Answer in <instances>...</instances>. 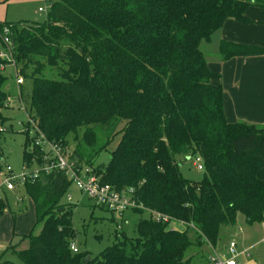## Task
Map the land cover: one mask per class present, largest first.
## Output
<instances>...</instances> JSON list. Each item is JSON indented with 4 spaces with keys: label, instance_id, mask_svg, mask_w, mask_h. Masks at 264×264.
Segmentation results:
<instances>
[{
    "label": "trees",
    "instance_id": "obj_1",
    "mask_svg": "<svg viewBox=\"0 0 264 264\" xmlns=\"http://www.w3.org/2000/svg\"><path fill=\"white\" fill-rule=\"evenodd\" d=\"M249 6L264 8V0H51L42 22H0V48L4 27L12 26L16 63L28 82L21 99L37 131L77 169L92 166L118 192L132 188L143 207L129 211L147 214L134 237L116 231L97 255L72 251V207L63 202L72 181L59 167L43 169L55 159H45L51 151L27 132L23 166L39 172L23 184L35 224L21 236L28 246L14 249L19 264H199L187 249L217 247L221 226L235 225L239 214L264 226V126L227 120L221 75L200 48L229 18L251 23ZM219 56H264V46L221 39ZM48 69L58 77L44 76ZM6 83L0 70V123ZM117 134L109 163L95 167ZM195 156L204 163L199 181L180 170ZM2 157L0 128V173ZM8 206L0 199V218ZM156 213L186 228L156 221Z\"/></svg>",
    "mask_w": 264,
    "mask_h": 264
},
{
    "label": "rangeland",
    "instance_id": "obj_2",
    "mask_svg": "<svg viewBox=\"0 0 264 264\" xmlns=\"http://www.w3.org/2000/svg\"><path fill=\"white\" fill-rule=\"evenodd\" d=\"M50 3L51 0H0V22H42L46 19ZM39 7H44L45 10L38 11ZM200 48L208 62L219 61V48L213 38L209 41L202 40ZM16 66L20 71L21 63H16ZM2 73L7 77L5 87L9 95L7 107L1 110L5 117V121L0 123L3 151L2 172L7 173V169L10 167L17 178L14 181V189L8 190L4 181L6 175L0 176V199H5L9 203L0 218V264H19L14 249L22 250L28 246V239L26 237L21 239V236L29 234L35 224L33 202L25 192L20 180L23 173H28L36 168L35 166H32L31 169L23 168L25 134L28 132L29 136H34L39 141L44 142L45 139L37 131L34 120L29 118L25 109L26 104L18 96L14 66L6 65ZM43 74L46 77H58L56 69L55 72L48 69ZM24 84L28 85V82L24 81ZM120 139L121 134H117L107 149L98 154L94 161L95 167L109 163L111 151L116 148ZM68 140L70 150L74 147L72 135L68 137ZM42 145L45 150H49L46 144ZM27 148L30 147L27 146ZM180 170L184 177L191 180L199 181L204 177V171L196 169L190 160L184 161ZM63 202L69 203L72 207V221L75 230L74 244L80 251L89 252L92 256L99 254L114 242L116 231H123L130 237L136 236V224L139 218L147 216V214L140 215L127 211L121 221L120 216L98 205L93 198L83 193L73 181L63 198ZM117 222L122 224L120 230H117ZM171 226L178 230L186 228V225L176 222H172ZM40 229L41 225L36 227L33 232L38 234ZM191 237H194V234H191ZM232 240L236 241L238 252L246 250L249 254L248 256L246 253L241 254L240 259L243 264H264V226L262 223L249 224L244 216L239 214L235 225L221 226L217 249L222 251L223 246ZM10 244L12 247L5 250ZM211 254L212 250L206 243L192 244L186 252L187 257H192L199 264H211L209 261Z\"/></svg>",
    "mask_w": 264,
    "mask_h": 264
},
{
    "label": "built area",
    "instance_id": "obj_3",
    "mask_svg": "<svg viewBox=\"0 0 264 264\" xmlns=\"http://www.w3.org/2000/svg\"><path fill=\"white\" fill-rule=\"evenodd\" d=\"M44 10V7L38 8V11ZM2 40L3 45L0 48V58L5 63L0 64V70L3 71L6 65L14 66L16 73V83L18 86V96L21 98L20 87L24 84L25 79L20 71H18V68L16 66L11 25H6L4 27ZM36 144H46L51 151V155L46 156L45 159H55L53 164L46 163L43 167L44 170L49 171L51 170V168H53V166L63 169L69 179L73 181L83 193L88 195L90 198H93L98 205L116 213L121 217V221L125 216L124 214L130 209L143 207L142 204L137 203V201L133 198L132 188L124 192H118L109 184L101 183L100 177L94 172L92 166L87 165L77 169L75 161H71L67 158V156H65L60 145L48 142L47 140H44V142L36 140ZM192 163L196 169L204 171V163L201 156H195L192 159ZM23 168L29 169L27 168V166H23ZM38 172L39 169L35 168L34 170H30L28 173H23L20 178L21 182L24 184L28 179L35 178ZM3 174L6 175L4 178L6 188L8 190L14 189V181L17 177L12 173V169L8 167L7 173L1 172L0 176L4 177ZM154 219L159 222L170 223L171 221V223L176 222L182 225H187V223L184 221L170 218L169 216L161 213H156ZM117 228H122V224L120 222H117ZM173 229L176 228L173 227ZM208 245L212 250V254L209 256V261L211 262V264H243L240 259L241 254L246 253L247 256L249 255L246 250L243 252H238L237 243L234 240L228 243V245L224 248V251H219L210 243ZM70 247L72 251H78V248L74 243H71Z\"/></svg>",
    "mask_w": 264,
    "mask_h": 264
},
{
    "label": "crops",
    "instance_id": "obj_4",
    "mask_svg": "<svg viewBox=\"0 0 264 264\" xmlns=\"http://www.w3.org/2000/svg\"><path fill=\"white\" fill-rule=\"evenodd\" d=\"M245 15L251 23L229 18L212 34L211 38L218 48L221 39L264 46V8L249 6ZM208 65L221 75L227 120L264 126V56L234 57L226 61L219 59L208 62Z\"/></svg>",
    "mask_w": 264,
    "mask_h": 264
},
{
    "label": "water",
    "instance_id": "obj_5",
    "mask_svg": "<svg viewBox=\"0 0 264 264\" xmlns=\"http://www.w3.org/2000/svg\"><path fill=\"white\" fill-rule=\"evenodd\" d=\"M188 159H190V157H187ZM90 259V255H88L86 258H85V261H88Z\"/></svg>",
    "mask_w": 264,
    "mask_h": 264
}]
</instances>
